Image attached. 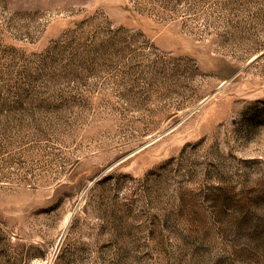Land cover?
Instances as JSON below:
<instances>
[{
  "label": "rangeland",
  "instance_id": "rangeland-1",
  "mask_svg": "<svg viewBox=\"0 0 264 264\" xmlns=\"http://www.w3.org/2000/svg\"><path fill=\"white\" fill-rule=\"evenodd\" d=\"M0 264H264V0H0Z\"/></svg>",
  "mask_w": 264,
  "mask_h": 264
}]
</instances>
